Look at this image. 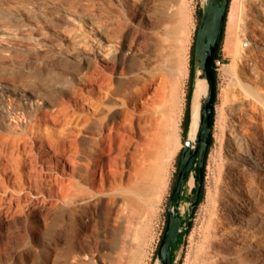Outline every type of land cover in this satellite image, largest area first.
I'll use <instances>...</instances> for the list:
<instances>
[{"label":"rangeland","instance_id":"1","mask_svg":"<svg viewBox=\"0 0 264 264\" xmlns=\"http://www.w3.org/2000/svg\"><path fill=\"white\" fill-rule=\"evenodd\" d=\"M205 1L156 0L146 52H132L124 71H112L103 60L104 53L122 48L118 37L129 22H135L131 8L120 12L117 0H0V86L8 84L5 98L10 105V113L0 114V264H93L90 256L94 245L108 243L116 226L117 208L127 206L130 199L141 205L138 242L135 240L139 263L161 264L158 248L167 225L180 151L189 131L185 132L184 117L190 80L193 77L194 87L199 80L196 70L192 71V57ZM256 7L252 0L230 2L223 49L216 64L214 142L206 161L205 194L195 209L191 230L175 249L177 264H192L201 243L204 206L229 136L220 124L231 117V101L242 95L248 101L250 108L243 109L248 116L244 125L264 123V101L245 95L254 91L264 99V9L260 8L263 12L259 14L253 11ZM15 14L20 18L15 19ZM246 40L252 41L249 48H243ZM238 47L240 53L236 54ZM152 65L174 81L172 86L177 85L181 133L164 136L155 158L156 170L147 179L139 175V164L149 161V146L137 144L132 148L135 158L130 157L131 164L121 167L123 172L108 181V186L90 183L109 105L120 102L117 97L128 98L140 72ZM104 77L113 81L107 91L99 83L106 80ZM23 87L36 95H24ZM137 154L142 155L141 160ZM70 156L79 164L70 163ZM250 171L248 181L264 213V180L261 173ZM193 175L195 184L187 183L175 207L181 216L188 215L194 200L195 169L190 178ZM59 181L68 185L64 195L53 192ZM144 183L147 189L140 194ZM248 234L236 251L251 250L259 258L264 254V230L257 225ZM83 235H99L104 241L89 238L91 247L83 252L75 245Z\"/></svg>","mask_w":264,"mask_h":264},{"label":"bare ground","instance_id":"2","mask_svg":"<svg viewBox=\"0 0 264 264\" xmlns=\"http://www.w3.org/2000/svg\"><path fill=\"white\" fill-rule=\"evenodd\" d=\"M117 1V8L120 12L126 13V8L132 9L130 13L135 18V22L132 24L129 22L127 28L119 35V41L123 44L122 48L106 50L104 57H102L106 65L112 71H117L118 69L124 71L129 60V55L132 52L145 53L147 50L149 44L148 27L153 24V14H155L153 10L156 0ZM252 3H255L257 6L253 11L261 14L263 11H261L262 9L260 8L263 7L264 9V0H252ZM26 13L29 15L28 12ZM29 17L31 16L29 15ZM14 18L19 19L20 17L15 14ZM226 49L227 51L231 49L229 44ZM239 50L238 47L235 51L236 54L240 53ZM140 73V80L138 82L136 80V84L134 82V86H131L129 97H117V99L121 101H115L114 104L112 103L109 105L108 116L106 115L108 118H106L107 121H104L105 124L103 123L102 126L105 132L102 131L103 136L101 137L100 153L98 152V157L96 156V160L93 161L94 166H92L93 168L91 167L90 183L92 182V184L106 187L108 181H113L118 174L123 172L121 167L125 169V165L130 163V157L135 158L132 148L137 144H139L140 147L146 145L147 148L149 146L148 155H146L148 157L150 156L149 161L142 162L143 165L142 163L139 164L142 166L141 169L139 165H137V169H140V173L138 172L139 175L147 179L149 175H153L152 173L156 170L155 158L162 149L164 144L163 141H165L164 136L169 133L170 136L171 133L174 135H179L181 133L182 127L176 113V100L177 97H179L176 94L178 91L176 92L175 90L177 85L172 86L174 81L172 82L169 77L160 73L158 68L156 69L154 65L150 68L146 67V69L142 70ZM105 78L106 77H104V79ZM107 79L108 78L99 81L105 91H107V88L113 83L110 78ZM132 81H134V79ZM205 86V80L199 78L194 87L191 123L189 127L190 138L194 137L198 128L199 105ZM8 88V84L0 86V114L10 113V105L5 98V93L8 91ZM22 90L23 94L26 96L36 95L35 91L26 87H23ZM244 93L246 92L244 91ZM226 95H228V93ZM245 95H248L249 98L252 96L261 102L264 101V99L260 98V95L256 92L254 93V91L246 93ZM242 96L241 98L240 96L235 98L229 97V99L234 98L229 105L231 117H225L228 119L227 122H225L224 125L220 124L225 134L227 133V135H229L227 137L224 136L226 137L224 147L221 145L223 151L225 148L226 155L225 151H221V147L222 161L217 165L218 171L213 168L215 173L213 176L214 185L209 187L208 203L204 206V221L200 235L201 243L197 246L193 254L192 264H264V254L259 258H255L251 250L247 252L236 251V248L239 247V242H244L248 239L250 235L248 233L251 229L259 225L262 230H264L263 207L260 198L254 194L253 187L248 181L250 170L261 173V178L264 180V123L263 125L250 126L243 124L244 119L248 117L243 109L250 108V106L248 101L242 99ZM225 100H228V98ZM223 113L224 112H222V114ZM222 117H224V115ZM225 118L222 120H226ZM144 142H147L148 145L144 144ZM18 150L20 152V149ZM19 152L18 154L20 155ZM141 154L143 155V152ZM142 155L137 154V156H140V160ZM70 158L71 156L69 159ZM16 163L21 164L18 160ZM70 163L73 165L79 164V160L76 161L71 158ZM244 163L247 164V167ZM71 169L74 170V166ZM188 183L190 185L195 184L194 175L189 179ZM57 185L58 186L53 189V192L57 194L61 192V195H64L63 192L65 193V188L68 187L66 181H59ZM112 185L114 186V184ZM138 186H136L137 189L139 188ZM116 187L113 188L114 193H116ZM144 187L145 183L144 185L142 184L143 189L140 185L139 189L141 192L136 191L137 189L135 191L142 194V192H144ZM117 188H119V186ZM145 188L147 189V187ZM101 190H103V188ZM122 190L124 191V189H121V191ZM111 192L113 194L112 190ZM123 193L124 192H122V195ZM126 196H129L128 193ZM114 198H116V196ZM129 198L133 197L130 195ZM115 200L116 199L111 201V203L115 202ZM122 203H119V205L121 206ZM127 204V206L125 205L117 208L118 216L116 217L117 221H115L116 226L107 239L108 243L104 245V247L100 244L94 245L93 252L90 256L93 264H98V261H103L106 264H140L139 256L135 249V240L137 237L136 234L139 231L137 224H139L140 221L138 222L137 216L139 215V206L141 205H136L133 199H130L129 202L127 200ZM96 232L98 233L97 230ZM89 238H93L100 242L104 241V238L99 235H91ZM89 238L86 237V235L80 236L75 240V245L81 251L87 252L88 247H91ZM137 239H139V237ZM136 241L138 242V240ZM105 243L106 242H104V244ZM258 252L259 251H257V253ZM262 252H264V248ZM156 264H160V262Z\"/></svg>","mask_w":264,"mask_h":264},{"label":"water","instance_id":"3","mask_svg":"<svg viewBox=\"0 0 264 264\" xmlns=\"http://www.w3.org/2000/svg\"><path fill=\"white\" fill-rule=\"evenodd\" d=\"M229 0H206L197 38V52L195 56V70L199 78L206 82L199 105V124L196 134L190 138L189 131L183 148L178 176L174 185L168 212V221L158 248L161 264H174L172 259V242L178 241L189 224L185 219L194 215L200 192L205 181L207 149L211 140L212 119L215 113V99L217 90L216 57L219 42L225 24V15ZM198 158V162H197ZM198 164L199 179L195 191L191 210L186 216H181L175 207L177 195L183 196L185 187L190 179L192 168Z\"/></svg>","mask_w":264,"mask_h":264},{"label":"trees","instance_id":"4","mask_svg":"<svg viewBox=\"0 0 264 264\" xmlns=\"http://www.w3.org/2000/svg\"><path fill=\"white\" fill-rule=\"evenodd\" d=\"M226 20H227V16H226ZM224 34H225V28H224L222 40L224 39ZM220 55H221V53L217 56V60L220 59ZM194 70H195V57H194V51H193L192 71H194ZM216 74H217V65H216ZM193 91H194V82H193V77H192L191 80H190V86H189L188 96H187L186 113H185V117H184V128H185V132L186 133L189 130L190 123H191V108H192ZM217 93H218V89L216 90V99H215V102L217 100ZM214 124H215V115L213 116V119H212L211 140L209 141V144H208L207 157H208L210 148H211V146L213 145V142H214V135H213ZM182 152H183V149L180 151V157H182ZM206 161H207V159H206ZM180 163H181V159H180ZM198 167H199V165L197 164L196 166L194 165L193 168H192V171L194 169H196V172H197V180H198V174H199ZM196 189H197V185L194 188V195H195ZM204 194H205V186L203 184L202 189H201V192H200L199 200H198V203L196 205V208L199 205V203L203 200ZM181 199H182V196L177 195L176 198H175V202L176 201H180ZM193 217H194V215L192 216L191 219H187L186 218V221L185 222H187L189 224V226L187 227V229L183 233L180 234V237H179L178 241H176V242L173 243V247H172V259H173L174 264H177V263H175V249L180 245V243L182 242L184 236L191 230V228L193 226Z\"/></svg>","mask_w":264,"mask_h":264},{"label":"flooded vegetation","instance_id":"5","mask_svg":"<svg viewBox=\"0 0 264 264\" xmlns=\"http://www.w3.org/2000/svg\"><path fill=\"white\" fill-rule=\"evenodd\" d=\"M230 0H229V4H228V9H227V12H226V15H225V24H224V28H225V33H226V26H227V20H228V15L229 14V8H230ZM222 3H223V0H222ZM206 8V1H205V5H204V8L201 12V15H200V19H199V23H198V27H197V33H196V39H195V42H194V57L196 56V52H197V38H198V32H199V27H200V23H201V19H202V15H203V12H204V9ZM226 16H227V20H226ZM224 28H223V32H224ZM223 32H222V35H221V39H220V42H219V48H218V52H217V56L221 53L222 49H223V44H224V39H225V34H224V39L222 40V36H223ZM216 60H217V57H216ZM218 61V60H217ZM217 64V62H216ZM197 162H198V158H197ZM197 165V164H196ZM195 165V166H196ZM196 170V169H195ZM198 179H199V175H198ZM198 181V180H197ZM168 221V220H167ZM186 221V219H185ZM163 237V236H162ZM162 240V239H161ZM161 243V242H160ZM173 243L172 242V245L171 247H173ZM160 246V245H159Z\"/></svg>","mask_w":264,"mask_h":264},{"label":"built area","instance_id":"6","mask_svg":"<svg viewBox=\"0 0 264 264\" xmlns=\"http://www.w3.org/2000/svg\"><path fill=\"white\" fill-rule=\"evenodd\" d=\"M251 44H252L251 40H246L244 41L243 48H249Z\"/></svg>","mask_w":264,"mask_h":264}]
</instances>
